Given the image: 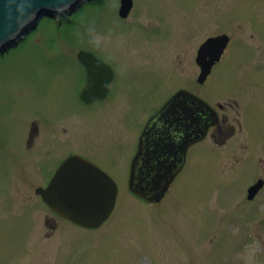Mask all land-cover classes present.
<instances>
[{"label": "rangeland", "instance_id": "obj_1", "mask_svg": "<svg viewBox=\"0 0 264 264\" xmlns=\"http://www.w3.org/2000/svg\"><path fill=\"white\" fill-rule=\"evenodd\" d=\"M117 5L90 0L43 16L0 52V264H264V183L246 198L264 182V0H134L127 20ZM221 32L227 47L198 83L196 49ZM79 48L118 59L104 102L75 98ZM180 85L222 105L220 129L148 203L128 191L123 159L147 114ZM72 153L118 186L95 229L58 217L35 193L42 172Z\"/></svg>", "mask_w": 264, "mask_h": 264}, {"label": "water", "instance_id": "obj_2", "mask_svg": "<svg viewBox=\"0 0 264 264\" xmlns=\"http://www.w3.org/2000/svg\"><path fill=\"white\" fill-rule=\"evenodd\" d=\"M90 0H0V52L14 46L23 36L33 29L43 16L54 17L58 13L72 12L84 2ZM132 7V0H120L118 14L125 17ZM225 33L207 37L198 47L195 62L199 67L197 82L203 83L211 71L215 61L219 60L228 42ZM79 60L86 65L87 79L81 91L82 99L85 91L95 89L94 81L90 78L91 68L88 66L90 52L79 50ZM97 62V61H96ZM102 96L105 87L101 86ZM85 97V98H84ZM192 107V108H191ZM205 108L211 116L208 123L214 122L215 112L197 95L185 90H177L164 104L159 112L151 118L142 134L138 153L132 162L128 188L131 192L149 202H159L165 194L174 176L180 170L186 146L195 142L205 134L207 125L200 122V114ZM193 112V115H192ZM173 115L180 127L185 126L182 120H192L193 129L184 131L179 141L169 138L168 127L161 135L151 142L152 148L166 150L169 154L153 157L145 143L148 133L154 129L152 120H161V116ZM144 158V165L137 167V158ZM72 164L71 167L69 165ZM263 186V180L258 178L247 187V199H252ZM42 200L55 212L67 220L89 229L98 228L113 210L117 185L113 179L100 167L86 158L72 154L67 156L55 170L52 178L45 187L35 189Z\"/></svg>", "mask_w": 264, "mask_h": 264}, {"label": "flooded vegetation", "instance_id": "obj_3", "mask_svg": "<svg viewBox=\"0 0 264 264\" xmlns=\"http://www.w3.org/2000/svg\"><path fill=\"white\" fill-rule=\"evenodd\" d=\"M118 7H119V0H118L117 9H116L117 17L119 19H122V20H127V18L130 16L132 11H134V0H132V7H131V9L129 10V12L127 13V15L125 17H121V16L118 15ZM153 28H155V27H153ZM222 33H225V32L217 33L215 35L222 34ZM225 34H227V33H225ZM211 36H214V35H211ZM228 37H229V35H228ZM228 42H229V39H228ZM228 42H227V44H228ZM198 47L196 49L195 57H196V54H197ZM226 47H227V45L225 46L222 54L220 55L219 60L215 61L214 64L212 65V67L220 61V59H221ZM79 50H83L85 52H90V53H92V55L95 58L94 61L92 59H90V58H87V60L89 61L88 66L91 68V73L89 74V76L94 81L93 87L95 89L84 92V96L86 97V100L82 99L83 97H81L80 94H81L82 89L85 86L86 79H87L88 75H87V72H86V65L84 63H82L79 60L78 56H77V53H78ZM73 53H74V59H75V61L77 63V68H78L77 70H78V73H79V75L77 76V82H76L77 88H76L75 98L78 101L82 102L83 104L92 105V104H97V103L104 102L107 99H109L110 97H112L113 96V93H112L113 84L117 80V77H118L117 66L114 63L118 59L115 60L113 58L106 57L107 55L102 54L99 51L94 50L92 48H87V49L79 48L76 51H74ZM195 57H194V61H195ZM196 65H197V63H196ZM212 67H211V69H212ZM101 86L105 87V92H104V94L102 96H97L96 97L95 95H97L98 93L101 92V90H100ZM179 89H185V90L195 94L191 88L180 85V86L176 87L171 93H169L164 99H162L161 101L157 102L158 104L156 106H154V108L147 114V116L143 120V122H142V124H141V126H140V128H139V130L137 132L138 133L137 137L134 139V142H133L132 148L130 149L129 154H125L124 159H123L124 161H126V163L128 165V173H127L126 181H128V179H129L131 165H132L133 160L135 159L136 154L138 153L140 142L142 140V134H143V132L145 130L146 125L151 120V118L153 116H155L159 112V110L170 99V97ZM195 95H197V94H195ZM197 96L200 97L199 95H197ZM200 98L208 104V106L211 108V110L213 112H215L214 122L208 123L211 114L205 108H203L202 112L199 113V112H196V109H195L196 107H193V111H195V115L197 116L198 114H200V118H199L200 122H201L202 125H207V128H206L205 134L203 135L202 138H199L195 142H190L186 146V150H185L184 154L182 156H180V157L183 158L182 166H181L179 172L174 176L173 181L177 177V175L181 172V170L183 169L185 164L187 163L189 152H190L191 148H193V146L196 145L198 142H200L203 139H205L207 137L209 131L212 128L216 127L217 131H218V128L220 129V122H221V119H222V113H221L222 105H220L219 103H215V102L209 103L206 100H204L202 97H200ZM192 115H193V112H192ZM182 121L185 122V126L184 127H180L177 124L176 120H174L173 115L167 116V114L162 115L161 116V120H157L156 118H154L152 120V123L154 124L155 128L151 129L149 131L148 140L146 141L145 145H146V147L148 148L150 154L153 157H159L162 153L164 155L165 154H169V152L166 151V150H161L159 148H152L151 147V142L154 141L157 137H159L161 135V132H162V130L165 129V127H168L169 138L171 140L175 141V142L180 140V138L182 136V133H184V131H191L193 129V121L192 120H182ZM72 154H76V153H72ZM69 155H71V154H69ZM69 155H67V156H69ZM77 155H81V154H77ZM81 156H83L86 159H88L89 161L93 162L94 164L99 166L101 169H103L106 173H108L102 166H100V164H97L95 161L91 160L90 158H88V157H86L84 155H81ZM66 157L60 159L59 161L56 160L57 162L55 161L54 163L51 164V167H52L51 169H49L48 171L44 170V172H42L43 174L40 176L41 185H38L37 187L46 186V184L52 178L55 170L58 168L60 163ZM140 165H144V158L143 157L137 158V167H140ZM42 169H44L43 165H41L39 167V170H42ZM112 179L114 181H116L113 177H112ZM38 197L40 198L39 195H38ZM40 200H41V198H40Z\"/></svg>", "mask_w": 264, "mask_h": 264}, {"label": "snow or ice", "instance_id": "obj_4", "mask_svg": "<svg viewBox=\"0 0 264 264\" xmlns=\"http://www.w3.org/2000/svg\"><path fill=\"white\" fill-rule=\"evenodd\" d=\"M71 166H72V164L69 165V167H71Z\"/></svg>", "mask_w": 264, "mask_h": 264}, {"label": "bare ground", "instance_id": "obj_5", "mask_svg": "<svg viewBox=\"0 0 264 264\" xmlns=\"http://www.w3.org/2000/svg\"><path fill=\"white\" fill-rule=\"evenodd\" d=\"M169 189V188H168ZM116 203V202H115Z\"/></svg>", "mask_w": 264, "mask_h": 264}]
</instances>
